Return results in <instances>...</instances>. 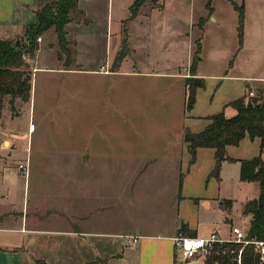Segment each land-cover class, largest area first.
I'll use <instances>...</instances> for the list:
<instances>
[{"label": "rangeland", "instance_id": "rangeland-1", "mask_svg": "<svg viewBox=\"0 0 264 264\" xmlns=\"http://www.w3.org/2000/svg\"><path fill=\"white\" fill-rule=\"evenodd\" d=\"M133 1L81 0L80 11L77 7L78 10L71 12L73 22L77 23L75 20L77 17L82 20L87 18L90 22L87 23L89 26L87 32L85 26L74 30L71 27L67 29L68 48L71 50L73 61L77 57L78 61L82 59V62H84L85 59L84 64H87L97 58L98 55L103 54L106 15L108 14L109 22L112 24L111 32L113 39H115L114 43L117 37L118 42H120L119 48L112 50L111 54L108 50L103 61L94 66L95 68L103 70L106 66L104 64L106 62L105 58L109 61L110 57L112 62L109 67H105L107 71L115 68L119 62L121 63V69L130 68L135 57L128 56L127 44L132 43V45L142 49L146 47L143 54L142 50L138 53L141 61L143 59L148 60V64L144 66L155 70H174L177 68L176 63L182 61L181 59L186 57L187 54L189 57L192 56L195 40L202 34L200 56L204 60L202 68L204 73H209V67L215 62L219 67L222 64L221 67L224 66V69L228 70L233 68L232 65L235 64L236 67V64H238V69L235 68L237 71L252 77L248 81L251 87L256 88L262 83L258 80L264 79V0L246 2L235 0L238 5L243 4L244 7L241 39V45L244 44V49L240 50L238 54L235 52L239 48V38L237 36L238 15L228 0H210L209 5L217 9L224 24L218 29L215 24L209 23L202 31L199 30L197 21L198 17L203 15L205 10H208L207 0H165L161 5H158L160 0H147L139 8L140 16L136 19H130L129 8ZM37 5L38 0H0V37L16 39L22 36L23 27L20 34H15V31L10 30L6 33L5 31L12 28L18 29L27 23L34 22V11ZM150 6L156 9L150 10ZM85 12H87L86 16L84 15ZM90 13L96 16V19L92 18ZM6 26H9V28L4 29ZM235 26L236 29H234ZM90 33L92 34L89 36L95 37V39L89 43L83 38ZM177 34L180 35L176 37ZM126 35H129L127 42L124 39ZM42 39L38 53H36L42 55L41 58L45 59L44 63L46 65L54 66L56 65L55 57L59 51V46L53 29L43 33ZM171 43H176V48H172ZM63 59L64 56L62 55L61 60ZM26 62L28 66L25 69L31 71L33 84L31 102H24L20 99L15 100L16 104L14 102V105L18 113L14 115L7 103L8 96H5L1 121L3 122V131L8 133L14 131L16 134L21 131L22 135L24 134L22 133L24 125H29L30 114L34 116L33 124L36 125L37 131L34 133L32 141H27L26 136L19 135L15 151H10L6 164L0 165V214L10 213V215H7L10 217L16 216L19 214V210L21 211L24 208L29 223L30 220H36L37 225L35 227L40 231L34 236L32 234V240L30 241L23 239L25 247L22 253L19 249L22 240L21 233L18 230L5 229L3 225L5 223L0 224V228H3L0 229V264H29L32 259H34V262L32 261L34 264H49L50 257L55 254L59 255L60 258L53 259H56L58 264H63L61 259L64 253L69 255V259L74 264H80L82 260H92L95 256H105L106 253L109 254V252L118 249L119 245L117 247L113 243L112 245L105 244L103 247H95L94 245L84 247L80 243L81 238L75 240L74 237L70 238L63 234L64 231H80L82 229L79 225V217L76 215L81 211V204L78 203L81 195L79 169H77V172L67 167L69 164L78 162H66L60 155H65L69 152V149H78V123L80 119L77 115L80 116V107L85 105L82 98L83 89L90 86V84H97V87H102L104 91L99 88L98 93L102 91L105 99L99 105L105 107L108 105L106 97L109 89L112 90L111 86L115 83V87L121 92V95L118 94V97H120L118 104L122 108L121 114L117 119L118 128L113 130V134L104 129V137L111 138L112 136L115 138V134L119 133V138L115 139L122 145L128 137L127 129L122 125L120 126V123L123 122L122 119H128L129 117L130 121H134V127L137 128L134 130V135H138L142 131L138 129L139 126L143 128L144 124L150 120H154L156 123L164 121L165 114L160 111L163 106L162 98L166 90L165 86L173 84V81L165 82L159 78L142 76L134 79L123 75H113L114 77H111L112 75L98 74L90 76L83 70L72 73L47 70L32 71L33 62L31 60H26ZM61 62L63 64V61ZM102 63L103 65H101ZM84 67L87 66L84 65ZM213 93L214 91L211 92L210 97ZM257 95H259V91ZM64 106L70 107L73 111L68 114L69 118L63 119L61 113H58L60 119H54L55 115L50 111H53V108H63ZM43 111L48 116L44 121L40 117ZM9 113L14 116L10 118ZM74 142H76L75 146L72 145ZM30 148H32V151L28 153L29 162L26 174L25 171L18 168V163L25 162L26 153ZM42 154H47V158L41 156ZM44 159L46 160L42 161ZM140 164L142 165L143 162L134 161L130 168L136 169L135 167L140 166ZM187 164L184 163L183 168L187 169ZM127 166L128 161L122 159L113 162L105 161L102 166L99 165V168L105 171H118ZM233 167L230 168L233 171L229 170V175L235 174L236 168ZM124 180V177L113 178L114 182ZM113 187L116 189L113 195L117 199L112 202L114 208L107 212L102 208L96 215H91L90 221L85 223V227L99 230L118 227L127 228L132 222L129 217L131 215L143 227L148 223L146 228H153L149 223L157 219L156 215L160 212L162 202L166 200V196L160 194L155 188H149L145 192H136L122 183L114 184ZM245 192L247 191L240 188L238 193L241 195ZM119 194L121 197H119ZM118 197L125 201L121 207L119 206L122 201ZM135 200L136 204L131 205L130 202ZM87 203L88 211L91 210L90 208L93 209L94 206L103 207V202L100 201L93 202L91 200ZM71 214L75 215L72 216ZM3 217L0 216V218ZM3 221L5 222L6 218ZM20 222L21 218H18L16 223H13L16 226L15 229H18ZM10 224L8 222V225ZM55 230L61 231L60 235H56ZM220 235L223 236L224 234ZM118 240L121 245L127 244L128 249V237ZM128 250L129 253L135 252L131 249ZM179 258L177 257L176 263L182 264ZM197 260L199 261L195 264H201L203 258ZM116 261L109 262L114 264ZM102 263L107 264L106 262Z\"/></svg>", "mask_w": 264, "mask_h": 264}, {"label": "crops", "instance_id": "crops-1", "mask_svg": "<svg viewBox=\"0 0 264 264\" xmlns=\"http://www.w3.org/2000/svg\"><path fill=\"white\" fill-rule=\"evenodd\" d=\"M80 1L81 0H78L77 3L79 11ZM108 1L111 2L112 0ZM164 1L165 0H160L158 5H161ZM246 1L251 0H244V2ZM150 7V10L156 9L155 7ZM84 15L86 16L87 12H85ZM91 16L96 19V16L92 14ZM106 16V36L103 54L98 55L97 58L87 64H84V62H86L85 59L84 62H82V59L78 61L76 57L72 63L65 67L61 62L63 60L59 59L57 56L55 57L56 65H46L44 63L45 59L41 58L42 55L40 53L37 55V50L34 59H27V61L31 60L33 62L31 66L32 71L47 70L52 72L64 71L66 73H72L83 70L90 76L98 74L104 76L112 75L111 77L123 75L125 77H131L132 79L142 76L159 78L165 82L173 81V84L165 86L166 90L162 98L163 106L160 108V111L165 114L163 118L164 121L156 123L154 120H150L144 124L143 128L139 126L138 129L142 131L138 135H134V130L137 128L134 127V121H130L127 116L128 119H122L123 122L122 124L120 123V126L122 125L127 129L128 134L127 140L124 141L122 145L115 139L119 138V133L115 134V138L112 136L111 138L104 137V129L113 134V130L118 128L117 119H119L121 114L122 108L118 104L120 99L118 94L121 95V92L115 87V83L112 84V90L109 89L108 96L106 97V103L108 104L105 106L106 108L103 105H99L105 99L104 93L102 92L104 89L102 87H97V84H90V86H86L85 89H83L82 98L84 99L85 105L80 107V116L77 115L80 119L78 123V149L72 148L69 149V152L65 153V155H60L66 162L79 163H72L67 165V167L70 170L77 171V169H79V172H77L80 177L79 187L81 195L78 203L81 204L82 209L80 208L81 211H79V214H75L79 217V225L82 229L80 231H64L63 234L70 238L74 237L75 240L81 238L80 243L84 247L93 245L95 247H103L105 244L112 245L113 243L116 244L117 247L119 245L118 249L113 250L111 253L109 252V254L106 253L107 255L105 256H95L92 260H82L80 264H104L102 260H106L105 262L107 264H112L110 262L114 260H117L114 264H177V257L179 256L175 252L173 238L179 234V228L182 224H186L188 229L194 232V236H207L213 231L226 236L230 225L240 223L243 216L249 215L243 213L244 205L249 200L258 196L259 185L254 181L248 182L240 180V161L252 159L258 155H262L264 158V152L260 150V139H250L248 136H245L239 144L226 146V155L232 160L226 159L222 161L219 178L216 179L209 175L215 162V150L213 148H197L194 163L191 165L187 164L190 160V154L187 150L186 143L183 141L184 131L185 129L194 133L202 131L209 123L207 117L220 111H224L227 117L233 116L236 110L227 104L239 97H247L249 91H252L254 96H256L258 91L264 90V79L258 80L262 83L256 86V88L251 87L248 81L252 77L237 71L235 68L238 69V64H236V67L235 64L232 65L233 68L228 70L224 69V66L221 67L222 64H220V68L215 62L209 67V73H204L202 71L204 60L203 57L200 56V60L196 66L195 77L202 78L204 85L196 89L195 103L190 110L185 112V79L191 76L189 70L191 63L190 58H192L191 53V57L187 54L186 57L181 59L182 61L177 62V68L174 70H155L152 68L150 69L148 66H144L148 64V60L143 59L141 61L139 57L140 54L138 55L140 50H142L143 54L146 47L142 49L141 47L129 43V45L127 44L129 51L128 56L131 58L135 57L130 68L123 70L121 69L120 63L117 68H112L107 71L105 67H109L112 62L111 57L109 61L105 58L106 62H104V64L106 66H104L103 70L97 67L95 68L94 66L103 61L104 55L108 53V50H110L111 54L112 50L119 48V39L116 37L114 43L115 39H113V34L111 32L112 24L109 22L108 14ZM138 16H140V12L132 19H136ZM202 17H206L202 25V30H204V27L209 23L215 24V27H218V29L224 24L217 9L214 7H211L210 12L209 10H205L203 15L198 17V25ZM75 20L77 23H74L72 18V20L65 25L66 37L69 27L74 30L75 28H82L85 26L86 32L89 29L87 25V23L90 22L89 19L86 18L82 20L80 17H77ZM22 27L23 26L18 29H8L9 26H6L4 29H8L5 33L10 30L15 31V34H20ZM234 29H236V26ZM91 34L92 33L86 34L83 39L89 43L94 41L95 37L92 38V36H89ZM178 35L180 34H177L176 37ZM128 36L129 35L125 36V42H127ZM40 37L41 41L39 42V46L43 40L42 36ZM1 39L4 38L0 37V40ZM76 44H78V42H76ZM171 45L172 48H176L177 44L171 43ZM243 49L244 44L236 49V54ZM119 52H121V50H119ZM60 64H62V66H60ZM84 65L87 67H84ZM101 65H103V63ZM32 86L31 80L29 103L32 99ZM99 88L102 89L100 93H98ZM212 91H214V93L210 97ZM17 100L19 99H16V101ZM50 112L54 113V119L59 120L60 116L57 115L58 113H61L63 119H68V114L73 111L70 107L64 106L63 108H53V111ZM9 115L10 118L13 117L10 113ZM40 117L44 121L48 116H46L45 111H43ZM33 118L34 116L29 114L28 122L33 123ZM1 119L2 114L0 118V165L2 164L3 166L6 164V159L10 151H15L21 131L19 134H16L14 131L10 133L3 131V122ZM36 131V125L33 130H30L28 125H24L22 129V133L24 134L21 136H26L27 141H32V137ZM75 144L76 142L72 145L75 146ZM31 151L32 148L26 153L25 164L29 162L28 153H31ZM46 155L47 154H42L41 156L47 158ZM122 159L128 161V166L118 171H105L99 168V165L101 164L102 166L105 161L113 162ZM45 160L46 159L42 161ZM134 161L143 162V164L136 166V169H131L130 167L133 165ZM184 163L187 164V169L183 168ZM231 165L236 168V172L235 174L233 173V175H229V170L233 171L234 169ZM232 167L233 169H230ZM180 174L183 175L181 188L179 189ZM119 177H124L125 180L113 181V178ZM119 183L124 184L131 190L134 189L136 192H145L149 188H155L160 194L166 196V200L162 202L160 212L156 215L157 219L149 223L153 228H146L148 223L143 227L139 222H136L131 215H129V217L132 222H130V226L127 228L118 227L99 230L85 227V223H89L91 215H96L102 208L103 210L105 209V212L114 208L112 202L117 199L113 195L115 192L114 190H116V186L114 188L113 185ZM240 188H243L248 193L245 192L239 195L238 192ZM119 197H121L120 194ZM137 199L140 201L139 198ZM91 200L93 202H103V207L94 206L93 209L90 208L91 210L88 211L87 201ZM120 200L122 203L120 204L119 202V207L125 203L122 199ZM130 204L135 205L136 200L134 202L131 201ZM95 210H97V212H95ZM24 211L25 209L23 208L21 211L19 210V214L11 217L9 216L10 213H7L9 215L0 214V216H4L0 218V224L5 223L3 224L5 229L18 230L21 233L22 240L19 245L21 251L25 247L23 239L30 241L32 240L31 235L33 234L34 236L40 231L35 227V225H37L36 220H30L29 223L28 218H26L27 212L24 213ZM75 214L71 215L74 216ZM4 218H6L7 222L3 221ZM18 218H21L20 226L18 229H15L14 227L16 226L13 225V223H16ZM8 222L11 224L8 225ZM54 233L60 235L61 231L55 230ZM23 234L25 235L23 236ZM123 237H128V249L135 251L134 253H129L126 246L127 244L121 245L119 243L118 239ZM132 237H137V241L132 245L133 247H131L130 243ZM120 247L122 248L120 249ZM53 258H60V256L57 254L51 256L49 264H58L57 260ZM33 260L34 259H32L29 264H34ZM61 261L63 264H74V262H71V259H69L67 253H64ZM198 261L199 260H193L184 263L181 259L180 263L195 264L198 263ZM201 264H204V259Z\"/></svg>", "mask_w": 264, "mask_h": 264}, {"label": "trees", "instance_id": "trees-1", "mask_svg": "<svg viewBox=\"0 0 264 264\" xmlns=\"http://www.w3.org/2000/svg\"><path fill=\"white\" fill-rule=\"evenodd\" d=\"M147 0H134L129 11V18H134L139 8ZM158 1V0H155ZM237 12V36L239 38V48L241 47L244 7L238 5L235 0H228ZM78 0H38V5L34 11V22L27 23L22 28V36L16 39L0 40V118L4 108V97L8 96L7 103L11 113L17 114L14 102L20 99L24 102L30 100L31 94V71L27 67V59H33L39 49L37 37L42 36L46 31L53 29L56 35L59 51L57 57L62 59L63 65L67 67L73 62L69 41L66 37L65 25L72 20L71 12L77 9ZM210 0H207V9L211 10ZM205 18H200L199 28ZM202 34L195 40L190 63V77L185 79L186 97L185 110H190L195 103L196 89L204 85L202 78L195 77V71L200 60ZM27 58V59H26ZM120 62L117 63V68ZM259 104V105H257ZM230 105L236 113L227 117L224 111L209 115L208 125L200 132H191L185 129L183 141L187 145L190 154L188 165L195 161V152L199 147H210L215 150L214 166L209 175L219 178L221 163L223 160H232L226 155V146L237 145L245 137L250 139H260V150H264V90L259 91L256 96H243L230 101ZM13 115V116H14ZM182 175L179 177V189L181 188ZM239 178L241 181L257 182L259 185L258 196L249 200L244 205L243 213L249 214L250 229L249 235L263 237L264 233V158L258 155L252 159L240 161ZM179 234L194 236V232L189 230L186 224L179 228ZM106 260H102L105 262ZM232 264L227 256H217L211 254L204 259V264Z\"/></svg>", "mask_w": 264, "mask_h": 264}, {"label": "built area", "instance_id": "built-area-1", "mask_svg": "<svg viewBox=\"0 0 264 264\" xmlns=\"http://www.w3.org/2000/svg\"><path fill=\"white\" fill-rule=\"evenodd\" d=\"M36 40L40 42L41 37ZM248 96H254V93L249 91ZM28 127L33 130L34 124L29 123ZM18 168L27 174L28 164L19 163ZM250 218L245 215L240 223L230 225L226 236L216 231L204 237L178 234L173 238L175 252L184 263L214 254L227 256L232 264H264V233L261 238L249 235ZM136 241L137 237L131 238V247Z\"/></svg>", "mask_w": 264, "mask_h": 264}, {"label": "water", "instance_id": "water-1", "mask_svg": "<svg viewBox=\"0 0 264 264\" xmlns=\"http://www.w3.org/2000/svg\"><path fill=\"white\" fill-rule=\"evenodd\" d=\"M257 105H259V104H257ZM40 264H43V263H40Z\"/></svg>", "mask_w": 264, "mask_h": 264}]
</instances>
